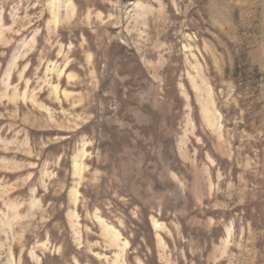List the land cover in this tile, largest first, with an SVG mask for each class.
I'll return each instance as SVG.
<instances>
[{
	"label": "rangeland",
	"instance_id": "rangeland-1",
	"mask_svg": "<svg viewBox=\"0 0 264 264\" xmlns=\"http://www.w3.org/2000/svg\"><path fill=\"white\" fill-rule=\"evenodd\" d=\"M0 264H264V0H0Z\"/></svg>",
	"mask_w": 264,
	"mask_h": 264
}]
</instances>
